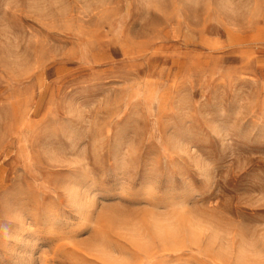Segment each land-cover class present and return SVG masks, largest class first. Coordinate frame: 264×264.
<instances>
[{"label":"rangeland","instance_id":"rangeland-1","mask_svg":"<svg viewBox=\"0 0 264 264\" xmlns=\"http://www.w3.org/2000/svg\"><path fill=\"white\" fill-rule=\"evenodd\" d=\"M0 264H264V0H0Z\"/></svg>","mask_w":264,"mask_h":264}]
</instances>
